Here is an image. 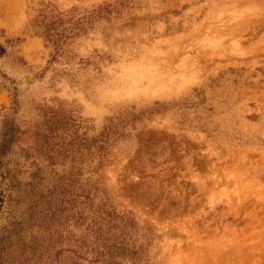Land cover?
Masks as SVG:
<instances>
[{
    "label": "rangeland",
    "instance_id": "374dc122",
    "mask_svg": "<svg viewBox=\"0 0 264 264\" xmlns=\"http://www.w3.org/2000/svg\"><path fill=\"white\" fill-rule=\"evenodd\" d=\"M0 46V264L71 255L75 209L27 222L69 180L128 214L147 264H264V0H0ZM111 125L99 163L64 151Z\"/></svg>",
    "mask_w": 264,
    "mask_h": 264
},
{
    "label": "trees",
    "instance_id": "16d2710c",
    "mask_svg": "<svg viewBox=\"0 0 264 264\" xmlns=\"http://www.w3.org/2000/svg\"><path fill=\"white\" fill-rule=\"evenodd\" d=\"M100 13L103 11H99ZM96 13L82 18L83 23H90L96 19ZM62 21L58 13H53V10L48 9L42 11L33 21L34 32L46 41L51 42L55 48H59L61 40L65 38L66 30L59 29ZM38 28V29H37ZM70 30V28H69ZM73 28L71 29V31ZM3 54V48L0 46V56ZM54 120V119H53ZM53 120L51 123H53ZM105 133L99 136L92 144L83 139V141L71 138L65 144L68 151L71 148H76L81 155V152H89L92 148L93 155L98 158V163L107 157V144L109 139L115 135V132L110 128ZM68 146V150H67ZM78 148V149H77ZM73 181L69 180L65 185L53 188L46 195H38L37 200H33L30 210L32 216L27 220L31 225H36L37 228L45 229L47 226H53L58 222L65 220L64 214L71 209H75L77 219L83 227L82 234L78 237L74 245L67 247L63 252L70 253L69 257L63 256L58 258L57 255L48 257L52 247L43 246L40 251L46 255V264H123L127 257L130 264H147L144 258L143 248L141 244H129L124 236L126 235L125 226H132V219L127 213L116 212L112 206L105 202L97 204L92 203V195L90 189L83 187L78 194L73 192ZM83 200L82 208H75L76 198ZM91 201V203H90ZM2 203V194L0 191V206ZM82 204L81 202L79 203ZM72 217V216H71ZM114 224L121 225L122 229L118 230ZM2 239H0L1 241ZM134 243V242H133ZM37 248V247H36ZM35 248V249H36ZM60 251V250H59ZM61 252V251H60ZM40 254V252H38ZM55 254L58 252L55 251Z\"/></svg>",
    "mask_w": 264,
    "mask_h": 264
}]
</instances>
